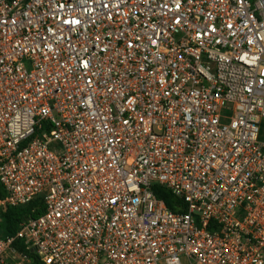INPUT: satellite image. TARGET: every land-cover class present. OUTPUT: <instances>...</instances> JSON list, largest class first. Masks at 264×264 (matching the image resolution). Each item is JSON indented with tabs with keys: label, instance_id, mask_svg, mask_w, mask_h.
Wrapping results in <instances>:
<instances>
[{
	"label": "built area",
	"instance_id": "built-area-1",
	"mask_svg": "<svg viewBox=\"0 0 264 264\" xmlns=\"http://www.w3.org/2000/svg\"><path fill=\"white\" fill-rule=\"evenodd\" d=\"M263 122L264 0H0V264H264Z\"/></svg>",
	"mask_w": 264,
	"mask_h": 264
},
{
	"label": "trees",
	"instance_id": "trees-1",
	"mask_svg": "<svg viewBox=\"0 0 264 264\" xmlns=\"http://www.w3.org/2000/svg\"><path fill=\"white\" fill-rule=\"evenodd\" d=\"M254 2L255 0H249ZM264 136V132L262 133ZM152 192L154 196L162 201L165 206L174 213L184 212L185 207L182 202L176 198L169 190L161 186H153ZM0 196H3V192L0 188ZM43 212V204L41 199H36L29 204L16 208H7L2 214V220L0 222V237L13 234L18 227V224L28 217H36Z\"/></svg>",
	"mask_w": 264,
	"mask_h": 264
},
{
	"label": "rangeland",
	"instance_id": "rangeland-1",
	"mask_svg": "<svg viewBox=\"0 0 264 264\" xmlns=\"http://www.w3.org/2000/svg\"><path fill=\"white\" fill-rule=\"evenodd\" d=\"M263 132H264V122H263V125H262V132H261V135H262ZM262 138L264 139V136H262Z\"/></svg>",
	"mask_w": 264,
	"mask_h": 264
}]
</instances>
